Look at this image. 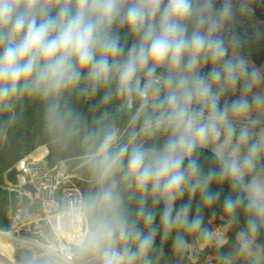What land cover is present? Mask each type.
<instances>
[{
    "label": "clouds",
    "instance_id": "obj_1",
    "mask_svg": "<svg viewBox=\"0 0 264 264\" xmlns=\"http://www.w3.org/2000/svg\"><path fill=\"white\" fill-rule=\"evenodd\" d=\"M255 2L0 0V140L32 109L84 181L14 264H264Z\"/></svg>",
    "mask_w": 264,
    "mask_h": 264
},
{
    "label": "built area",
    "instance_id": "obj_2",
    "mask_svg": "<svg viewBox=\"0 0 264 264\" xmlns=\"http://www.w3.org/2000/svg\"><path fill=\"white\" fill-rule=\"evenodd\" d=\"M42 154L40 158L33 156ZM48 149L45 145L37 147L30 154L18 160L9 171L15 172V181L4 175L0 189L8 195L6 220L8 230L0 231L2 239L14 248L22 247V238H32L39 234L47 216V206L57 198L71 199L82 189L81 180L67 161H59L52 166L47 164ZM27 213L30 218H25Z\"/></svg>",
    "mask_w": 264,
    "mask_h": 264
},
{
    "label": "trees",
    "instance_id": "obj_3",
    "mask_svg": "<svg viewBox=\"0 0 264 264\" xmlns=\"http://www.w3.org/2000/svg\"><path fill=\"white\" fill-rule=\"evenodd\" d=\"M258 18L260 20H264V16L259 15ZM234 31L237 35H239L242 39L248 42V47H246L245 51L249 55V57L258 65L261 66L262 62H264V39H259L255 37H249L245 35L241 30L237 29L234 26ZM130 44V41H129ZM206 70V69H205ZM45 145L48 149V156L46 158L48 165L52 166L59 161H67L69 168L74 169L76 166L72 163L70 158L67 157H55L49 146L44 142L43 137L41 136L40 129L38 127L37 119L34 114V111L30 109L27 113V118L25 123L17 128L15 131L10 133L7 141L0 140V184H2L3 175L9 171L14 164L23 158L24 156L30 154L34 151L37 147ZM209 153H205V156H209ZM76 174L81 180H78V184L80 185L81 189L83 190L84 181L83 177L80 174L79 168L75 170ZM15 172L9 171L7 173V178L10 181H15ZM224 191L226 192L227 189L225 188ZM8 195L5 191L0 189V231L6 232L9 228L7 220H6V212L8 207ZM206 215V220H207ZM219 217L212 218L217 220ZM19 249H16L13 253V259L18 256ZM200 259L196 263L192 264H199Z\"/></svg>",
    "mask_w": 264,
    "mask_h": 264
},
{
    "label": "water",
    "instance_id": "obj_4",
    "mask_svg": "<svg viewBox=\"0 0 264 264\" xmlns=\"http://www.w3.org/2000/svg\"><path fill=\"white\" fill-rule=\"evenodd\" d=\"M219 3H217V7H219ZM251 15H257V12L253 9V12ZM247 16L250 15H241L237 13L236 19L234 21V26L241 30L245 35L249 37H255L259 39H264V34L260 33L247 19ZM131 45V40L130 44ZM210 154V153H209Z\"/></svg>",
    "mask_w": 264,
    "mask_h": 264
},
{
    "label": "rangeland",
    "instance_id": "obj_5",
    "mask_svg": "<svg viewBox=\"0 0 264 264\" xmlns=\"http://www.w3.org/2000/svg\"><path fill=\"white\" fill-rule=\"evenodd\" d=\"M253 9L257 12V15L247 16V19L260 33L264 34V20H260L258 18L259 15L264 16V0H256V2L253 4ZM76 169H78V167L74 168V170ZM4 181H5L4 178H2V182ZM0 264H3L2 261H0Z\"/></svg>",
    "mask_w": 264,
    "mask_h": 264
},
{
    "label": "bare ground",
    "instance_id": "obj_6",
    "mask_svg": "<svg viewBox=\"0 0 264 264\" xmlns=\"http://www.w3.org/2000/svg\"><path fill=\"white\" fill-rule=\"evenodd\" d=\"M42 154L35 153L33 156L40 158ZM3 235L0 233V261L3 264H14L12 246L2 239Z\"/></svg>",
    "mask_w": 264,
    "mask_h": 264
},
{
    "label": "crops",
    "instance_id": "obj_7",
    "mask_svg": "<svg viewBox=\"0 0 264 264\" xmlns=\"http://www.w3.org/2000/svg\"><path fill=\"white\" fill-rule=\"evenodd\" d=\"M261 66H264V62H262ZM211 220H212V223L214 225H217L218 226L219 223H220L219 218L217 220H214V219H211ZM197 261H198V259L197 260H194L192 263H196ZM199 264H205V258L204 257H201Z\"/></svg>",
    "mask_w": 264,
    "mask_h": 264
}]
</instances>
